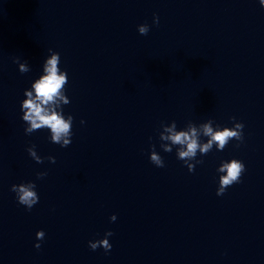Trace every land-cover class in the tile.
<instances>
[{
	"label": "water",
	"instance_id": "1",
	"mask_svg": "<svg viewBox=\"0 0 264 264\" xmlns=\"http://www.w3.org/2000/svg\"><path fill=\"white\" fill-rule=\"evenodd\" d=\"M50 47L69 73L67 147L46 130L25 134L20 119L23 90ZM14 56L31 71L19 72ZM231 116L245 125L243 143L213 148L192 172L175 150L159 148L162 121L230 126ZM150 143L164 167L150 162ZM32 144L43 163L29 156ZM231 157L246 171L218 196L216 167ZM27 180L40 196L30 211L10 190ZM38 229L46 233L39 249ZM108 229L110 252L92 250L88 241ZM0 264H264L258 0H0Z\"/></svg>",
	"mask_w": 264,
	"mask_h": 264
},
{
	"label": "clouds",
	"instance_id": "2",
	"mask_svg": "<svg viewBox=\"0 0 264 264\" xmlns=\"http://www.w3.org/2000/svg\"><path fill=\"white\" fill-rule=\"evenodd\" d=\"M259 5L264 7V0H258ZM159 15L153 13L152 23L158 25ZM151 25L140 23L137 25V31L142 35H147ZM13 62L17 64L21 73L31 71L28 61L22 60L19 56L13 57ZM61 54L53 48L47 49L40 73L30 81V85L23 90V98L19 101L20 119L24 122L25 134H32L38 130H46L47 138L61 147H67L72 143L74 136L73 124L75 117L71 112L65 111V106L71 103L68 93L69 73L66 68L61 67ZM231 125L221 124L214 121L213 118L201 121L199 123L189 120L183 126H178L176 120L170 122H161L158 131L159 148L163 152H172L178 160H181L187 166L189 172L195 170L197 164L203 163V157L215 148L217 152H222L226 145L235 139L236 147L244 141V123L235 116L229 117ZM85 120L81 118L80 124ZM152 137H149V141ZM29 156L37 163H43L45 157H42L36 150V145L27 147ZM199 157V158H198ZM148 158L151 163L157 167H164L165 160L161 152L157 150L155 143L149 144ZM52 163H55L56 157L49 155L46 157ZM246 171V165L243 160L236 157L221 158L217 167L216 194L223 195L227 188L235 183L241 182V177ZM47 175L46 171H38L37 178ZM10 190L15 193V199L20 205L25 206L30 211L39 200L35 181L27 180L19 183H13ZM111 222L117 220L115 213L109 217ZM45 230L38 229L35 233V247L40 248L41 242L45 238ZM113 235L111 229L105 231L103 236L98 239L88 241V246L92 250L103 248L105 253H109L113 245L110 237Z\"/></svg>",
	"mask_w": 264,
	"mask_h": 264
}]
</instances>
